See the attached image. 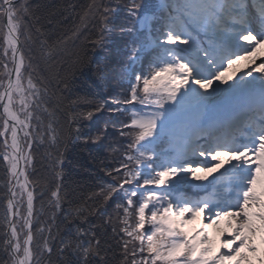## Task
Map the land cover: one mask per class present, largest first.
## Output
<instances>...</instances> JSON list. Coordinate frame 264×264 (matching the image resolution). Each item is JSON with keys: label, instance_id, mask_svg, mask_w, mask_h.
Here are the masks:
<instances>
[{"label": "snow or ice", "instance_id": "6c2138e0", "mask_svg": "<svg viewBox=\"0 0 264 264\" xmlns=\"http://www.w3.org/2000/svg\"><path fill=\"white\" fill-rule=\"evenodd\" d=\"M261 49L264 0H0V264H264Z\"/></svg>", "mask_w": 264, "mask_h": 264}, {"label": "trees", "instance_id": "16d2710c", "mask_svg": "<svg viewBox=\"0 0 264 264\" xmlns=\"http://www.w3.org/2000/svg\"><path fill=\"white\" fill-rule=\"evenodd\" d=\"M62 2H64V0H52V3H56V4L62 3ZM80 2L83 3L84 0H80ZM77 43H79V42H77ZM81 94H83V92ZM103 119H107V114H105V116L101 117V120H103ZM73 178L79 179V177L75 174V172H73ZM80 187H83V186L81 185ZM77 192L79 194V188H77ZM109 211H111V210H109Z\"/></svg>", "mask_w": 264, "mask_h": 264}, {"label": "bare ground", "instance_id": "6f19581e", "mask_svg": "<svg viewBox=\"0 0 264 264\" xmlns=\"http://www.w3.org/2000/svg\"><path fill=\"white\" fill-rule=\"evenodd\" d=\"M258 55H260L262 58H264V49H261V50L259 51ZM257 62H259V61H257ZM246 64H247V61H241V62L239 63V67H240L241 69H243V68L245 67Z\"/></svg>", "mask_w": 264, "mask_h": 264}]
</instances>
